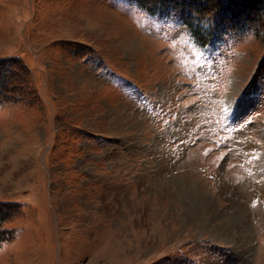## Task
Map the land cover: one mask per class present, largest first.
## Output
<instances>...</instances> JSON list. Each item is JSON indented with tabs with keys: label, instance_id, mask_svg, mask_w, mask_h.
I'll return each mask as SVG.
<instances>
[{
	"label": "rangeland",
	"instance_id": "374dc122",
	"mask_svg": "<svg viewBox=\"0 0 264 264\" xmlns=\"http://www.w3.org/2000/svg\"><path fill=\"white\" fill-rule=\"evenodd\" d=\"M0 264H264V0H0Z\"/></svg>",
	"mask_w": 264,
	"mask_h": 264
},
{
	"label": "trees",
	"instance_id": "16d2710c",
	"mask_svg": "<svg viewBox=\"0 0 264 264\" xmlns=\"http://www.w3.org/2000/svg\"><path fill=\"white\" fill-rule=\"evenodd\" d=\"M138 2L143 3L144 1H149V0H137ZM204 43V41H202V44Z\"/></svg>",
	"mask_w": 264,
	"mask_h": 264
},
{
	"label": "bare ground",
	"instance_id": "6f19581e",
	"mask_svg": "<svg viewBox=\"0 0 264 264\" xmlns=\"http://www.w3.org/2000/svg\"><path fill=\"white\" fill-rule=\"evenodd\" d=\"M232 217H233V215H231ZM234 220H236V219H234Z\"/></svg>",
	"mask_w": 264,
	"mask_h": 264
}]
</instances>
